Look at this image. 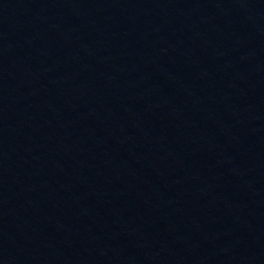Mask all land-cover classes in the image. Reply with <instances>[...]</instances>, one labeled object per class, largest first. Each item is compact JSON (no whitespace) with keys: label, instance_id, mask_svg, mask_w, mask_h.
<instances>
[{"label":"water","instance_id":"water-1","mask_svg":"<svg viewBox=\"0 0 264 264\" xmlns=\"http://www.w3.org/2000/svg\"><path fill=\"white\" fill-rule=\"evenodd\" d=\"M0 264H264V0H0Z\"/></svg>","mask_w":264,"mask_h":264}]
</instances>
